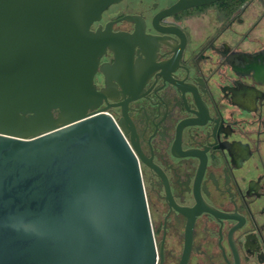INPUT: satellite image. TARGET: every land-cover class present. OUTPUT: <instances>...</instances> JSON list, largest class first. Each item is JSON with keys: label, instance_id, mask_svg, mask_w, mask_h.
Returning a JSON list of instances; mask_svg holds the SVG:
<instances>
[{"label": "flooded vegetation", "instance_id": "obj_1", "mask_svg": "<svg viewBox=\"0 0 264 264\" xmlns=\"http://www.w3.org/2000/svg\"><path fill=\"white\" fill-rule=\"evenodd\" d=\"M89 31L156 264H264V0H113Z\"/></svg>", "mask_w": 264, "mask_h": 264}, {"label": "water", "instance_id": "obj_2", "mask_svg": "<svg viewBox=\"0 0 264 264\" xmlns=\"http://www.w3.org/2000/svg\"><path fill=\"white\" fill-rule=\"evenodd\" d=\"M112 1L0 0V264H156L137 158L89 110V24Z\"/></svg>", "mask_w": 264, "mask_h": 264}]
</instances>
